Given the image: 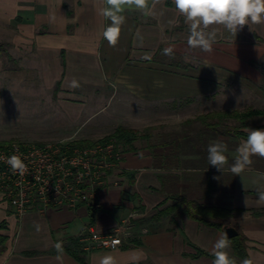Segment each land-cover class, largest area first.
I'll use <instances>...</instances> for the list:
<instances>
[{
    "label": "crops",
    "instance_id": "0c3cea01",
    "mask_svg": "<svg viewBox=\"0 0 264 264\" xmlns=\"http://www.w3.org/2000/svg\"><path fill=\"white\" fill-rule=\"evenodd\" d=\"M63 1L0 0V28L8 33L10 56L21 57L43 83L70 95L67 98L84 106L88 114L100 113L101 108L131 107L155 117L146 108L176 106L177 100H186L188 109L196 102L205 106L208 98L232 100L231 93L238 90L251 92L246 95L250 99L244 100L248 104L255 98L262 104L258 108L264 107V83L257 84L264 75L248 62L264 52V24H249L235 35L214 26L213 50L205 53L187 47L188 28L172 0L155 5L149 0L150 14L124 12L126 22L118 44L111 47L103 39L110 23L100 14L104 0H65L70 15ZM169 46L174 54L163 55ZM146 54L150 60L143 58ZM174 56L180 60H173ZM73 78L80 87H69ZM227 90L231 93H224ZM254 123L257 126L250 128H264V119ZM236 149L230 151L223 174L202 164L201 157L191 156L201 155L203 149L183 151L181 163L173 157L165 165L154 159L147 145L122 152L116 168L110 169L95 191L92 218L85 204L31 205L17 215L0 193V222L5 224L0 234L6 236L0 246V264H81L66 251L57 259V242L82 248L87 264H100L105 255H112L116 264H212L213 257L192 254L196 249L211 254L227 226L245 236L253 264H264V203L257 202L253 183L264 173V158L253 156L256 165H250L242 177L233 176L229 166ZM183 199L224 209L222 227L181 213ZM133 209L137 214L130 216ZM124 218L130 219L133 228L119 246L86 247L89 228L103 233ZM229 252L237 260L232 247Z\"/></svg>",
    "mask_w": 264,
    "mask_h": 264
},
{
    "label": "rangeland",
    "instance_id": "374dc122",
    "mask_svg": "<svg viewBox=\"0 0 264 264\" xmlns=\"http://www.w3.org/2000/svg\"><path fill=\"white\" fill-rule=\"evenodd\" d=\"M7 34L4 28H0V140L15 144L21 142L29 148L37 147L39 144L49 148L73 139L95 140L111 133L116 126L122 125L136 130L137 136L140 134L132 142L137 148L166 142L168 143L166 150L175 152V157L180 158L179 163H181L183 151L195 153L203 149L201 155L191 156L196 159L201 157L202 164L205 163L208 167H212L207 162V146L210 142L223 141L227 145L226 155L230 161L232 156L229 154L230 151L238 148L242 139L212 131L204 127L200 121L186 122V120H192L197 115L205 113L206 109H211L210 111L244 110L250 107H262V104H259L261 102L256 101L255 98H251L252 101L249 104L244 101L250 99L246 97L247 94H251L250 91L238 90L231 93L227 90L224 93H231L232 100L225 97H220L218 100L213 99L214 97L208 98L205 106L196 102L189 109L185 107L184 101L186 100H177L174 101V104H177L173 105L174 107L146 108L148 112L152 109L155 117H152L154 115L150 113L142 114L141 111H135L136 109L133 110L134 108L131 107L116 109L117 112L111 108H101L100 113L88 114L84 106L67 98L70 95L43 83L34 69L24 65L21 57L10 56L8 54L10 46L6 41ZM172 58L180 60L177 56ZM248 81L253 83L251 80ZM261 83L263 80L257 82V84ZM188 114L190 116H187ZM263 119L264 117L255 116L250 118L249 122L254 123ZM225 122L227 125H232L236 123V120L230 118ZM111 148V145L100 147V155L107 152L109 154ZM117 158H121V153L117 154ZM252 161L251 165H256V160L252 159ZM158 162L165 165L167 161L160 157ZM195 163L200 164L198 160ZM113 168H116V165L111 167ZM93 182L97 184L96 180Z\"/></svg>",
    "mask_w": 264,
    "mask_h": 264
},
{
    "label": "clouds",
    "instance_id": "9594fccd",
    "mask_svg": "<svg viewBox=\"0 0 264 264\" xmlns=\"http://www.w3.org/2000/svg\"><path fill=\"white\" fill-rule=\"evenodd\" d=\"M159 0H152L155 5ZM175 11L179 17H183V22L188 28L187 47L189 49H200L205 53L213 50L217 32L214 26H223L229 33L235 35L249 24H264V0H172ZM104 5L100 14L110 23L104 28L103 39L108 45L115 47L118 44L122 26L126 22L124 12L126 10H137L145 15L150 14L149 0H104ZM170 24H175V20H170ZM212 28V31L209 29ZM162 54L172 56L174 48L166 47ZM144 59H151L145 55ZM70 88L80 87L79 82L73 78L69 84ZM246 140H243L236 149V156L229 166V171L233 176L242 177L245 170L252 164V157L264 158V128L254 129L247 127ZM18 151V149H17ZM227 145L216 140L207 146V162L209 166L215 167L223 174L226 166L229 165ZM7 164L13 174L24 176L28 169L23 159L16 154L8 157ZM218 179V177H214ZM264 173L258 174V179L253 183L257 184V202L264 203ZM40 231L39 224L34 225ZM113 245L120 244L119 240H114ZM231 240L226 232L220 234L211 248V255L214 257L212 264H237L235 258L230 255L229 249ZM58 253L57 259L61 258L64 252L62 242L55 244ZM100 264H116L112 255H105ZM240 264H253V260L246 258Z\"/></svg>",
    "mask_w": 264,
    "mask_h": 264
},
{
    "label": "built area",
    "instance_id": "2783aa9c",
    "mask_svg": "<svg viewBox=\"0 0 264 264\" xmlns=\"http://www.w3.org/2000/svg\"><path fill=\"white\" fill-rule=\"evenodd\" d=\"M60 147L61 144L49 148L38 145L22 150L18 144L12 143L9 148L0 149V192L17 215L31 205L96 206L95 187L103 182V169L111 166L105 159L111 155V149L109 154L100 155V146L75 148L71 154H67ZM13 154L19 155L27 165L28 171L24 176L13 174L7 164L8 157ZM136 214L137 209L131 210L130 216ZM132 228L133 223L129 218L122 219L103 233L89 228L84 237L86 247L116 248L131 235ZM114 240H119L120 244L113 245Z\"/></svg>",
    "mask_w": 264,
    "mask_h": 264
},
{
    "label": "trees",
    "instance_id": "16d2710c",
    "mask_svg": "<svg viewBox=\"0 0 264 264\" xmlns=\"http://www.w3.org/2000/svg\"><path fill=\"white\" fill-rule=\"evenodd\" d=\"M64 7L66 8V13L70 15L72 13L71 9L66 5L65 0L63 1ZM248 62L256 67L263 75H264V53L257 59H249ZM264 83V79H263ZM255 116L264 117V107L263 108H246L244 110L238 109H225V110H212L202 114L197 115L192 120H186V122L190 121H200L201 124L212 130L219 132L224 135H234L238 138L246 140L247 133L243 130V128L247 127H256L255 123L249 122V119ZM234 119L236 123L232 125H227V119ZM140 136V134H138ZM136 130L129 127H124L122 125H118L115 129L105 135L104 137L92 140L88 138L81 139H73L61 144V151L71 154L73 149L78 148H89L94 147L95 145H99L100 147H105L106 145H111V155L105 157L106 161L110 163V167L103 169L102 179H105V176L109 173L111 167L116 165L119 159L116 157L118 153L126 152V151H134L137 149L132 142L138 137ZM12 142L6 140H0V149H7L11 146ZM20 149L25 150L27 148L21 142L17 143ZM40 145V144H39ZM168 143L164 142L161 144H153L148 146L154 159L160 160L162 157L163 160L170 159L173 154L169 152L170 150H166V146ZM168 153V154H167ZM99 188V186L95 187V191ZM87 210L89 212L90 218L93 217V206L86 205ZM165 208L162 209V212H165ZM181 213H184L186 216L193 218L199 222H202L207 225L216 226L218 228L222 227V220L220 216L225 213L224 209L211 207V206H202V205H193V202L190 200L183 199L181 201ZM4 222H0V228L4 227ZM237 231V230H236ZM6 236L0 234V246L3 245ZM231 240V247L234 256L237 258V264H240V261L243 259L249 258L246 253L245 248V236L237 231L236 235L229 238ZM64 251L68 252L72 255L77 261L81 264H87L84 256V251L82 248L72 247L68 245H63ZM193 256L197 255H209L213 257L211 254L201 250L196 249V252L192 254ZM214 258V257H213ZM250 259V258H249Z\"/></svg>",
    "mask_w": 264,
    "mask_h": 264
},
{
    "label": "water",
    "instance_id": "95a60500",
    "mask_svg": "<svg viewBox=\"0 0 264 264\" xmlns=\"http://www.w3.org/2000/svg\"><path fill=\"white\" fill-rule=\"evenodd\" d=\"M224 232L227 233V235H228L229 238L235 236L236 233H237V231L233 227H231V226L225 227L224 228Z\"/></svg>",
    "mask_w": 264,
    "mask_h": 264
}]
</instances>
